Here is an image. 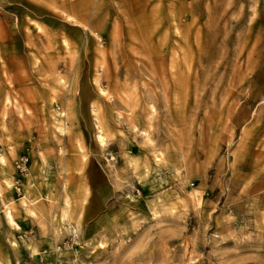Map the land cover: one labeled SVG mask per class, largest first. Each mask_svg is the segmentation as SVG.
Wrapping results in <instances>:
<instances>
[{"label": "rangeland", "instance_id": "1", "mask_svg": "<svg viewBox=\"0 0 264 264\" xmlns=\"http://www.w3.org/2000/svg\"><path fill=\"white\" fill-rule=\"evenodd\" d=\"M0 264H264V0H0Z\"/></svg>", "mask_w": 264, "mask_h": 264}, {"label": "bare ground", "instance_id": "2", "mask_svg": "<svg viewBox=\"0 0 264 264\" xmlns=\"http://www.w3.org/2000/svg\"><path fill=\"white\" fill-rule=\"evenodd\" d=\"M99 141L101 142V144H103V137H102V136L99 137ZM1 160H2V159H1ZM3 162H4V161H2V163H3ZM5 217H6L7 222H8L10 225H16L15 222H14V220H13V216H12V214H11L10 211H6V212H5Z\"/></svg>", "mask_w": 264, "mask_h": 264}, {"label": "built area", "instance_id": "3", "mask_svg": "<svg viewBox=\"0 0 264 264\" xmlns=\"http://www.w3.org/2000/svg\"><path fill=\"white\" fill-rule=\"evenodd\" d=\"M26 163V159H20L17 163V169L22 172L24 170V165Z\"/></svg>", "mask_w": 264, "mask_h": 264}, {"label": "crops", "instance_id": "4", "mask_svg": "<svg viewBox=\"0 0 264 264\" xmlns=\"http://www.w3.org/2000/svg\"><path fill=\"white\" fill-rule=\"evenodd\" d=\"M6 207V206H5ZM5 210V209H4ZM6 211H10L11 212V214H12V216H13V213H12V211L11 210H6ZM5 211V212H6ZM13 220H14V222H15V224L16 225H13L15 228H17V229H19L20 228V226H21V224H20V222L19 221H17L15 218H14V216H13ZM5 222L7 223V224H9L8 222H7V220H6V217H5ZM10 225V224H9Z\"/></svg>", "mask_w": 264, "mask_h": 264}]
</instances>
